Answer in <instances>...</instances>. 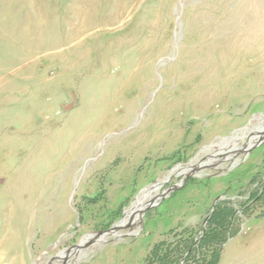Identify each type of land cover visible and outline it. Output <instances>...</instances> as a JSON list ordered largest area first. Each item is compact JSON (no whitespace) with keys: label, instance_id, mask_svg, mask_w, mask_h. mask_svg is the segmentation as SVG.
<instances>
[{"label":"rangeland","instance_id":"rangeland-1","mask_svg":"<svg viewBox=\"0 0 264 264\" xmlns=\"http://www.w3.org/2000/svg\"><path fill=\"white\" fill-rule=\"evenodd\" d=\"M257 126L264 0H0V264H264Z\"/></svg>","mask_w":264,"mask_h":264},{"label":"bare ground","instance_id":"bare-ground-1","mask_svg":"<svg viewBox=\"0 0 264 264\" xmlns=\"http://www.w3.org/2000/svg\"><path fill=\"white\" fill-rule=\"evenodd\" d=\"M263 128H264V126L263 127H258L257 126V128L254 131L261 132L263 130ZM245 138H246V140L249 139L245 143L246 147H248L250 145H253V143L256 140L255 137H249L247 134H242V136H240V137L239 136L238 137H231V138H229L227 140H223V143H224L225 146H228V149H231V150H229L230 153H233V152L235 153V151L239 150L240 148H242V146L245 145V144H243V141H244ZM236 141H240L241 144L239 146L235 145ZM229 157H230L229 159L231 161L236 159V156L234 154L230 155ZM209 163H210V161H207L204 164L205 165H209ZM193 167H194V165H192V167H191V165L187 166V167L186 166H177L176 168H174L172 170L171 173L174 176H182V175L184 176V175H187V173H189L191 168H193ZM163 183L162 184L161 183L160 184H156V185L150 187V189L143 191L144 194H142V196H140L139 198H137L135 200V202L132 205V207L125 213L123 219L121 220V222L118 225H120V226L121 225L122 226L123 225H127L131 221L132 222V227L135 226L138 223L139 219H140L139 212H141L142 210H144L147 207L149 201L152 200L156 196V194L159 191V188L163 185ZM107 236H109V235L101 236L100 238H98V240H96L95 244H100L102 242H105ZM92 239H93L92 236H88V237L83 238L81 243L79 244V246L83 247L87 242H89ZM94 249H95V247H92V248L88 249L87 251L86 250L85 251L84 250H76V251H73L70 254V256L73 257L74 260H80L81 258L85 257L88 252H91Z\"/></svg>","mask_w":264,"mask_h":264},{"label":"water","instance_id":"water-1","mask_svg":"<svg viewBox=\"0 0 264 264\" xmlns=\"http://www.w3.org/2000/svg\"><path fill=\"white\" fill-rule=\"evenodd\" d=\"M250 137H255V139H256L255 142L253 143V145H250V146L246 147V144H245L244 146H242V148H240L239 150L235 151V153L234 152L230 153L228 151V152L225 153V155L230 153V154H234L236 156L238 154H248V153H250L254 148L258 147L259 145L262 144V142H264V128H263V130L261 132H257L256 136H250ZM248 140L249 139H247V141ZM222 158H224V155H222ZM204 163L200 162V163H198V166H194L193 168H191L190 172L187 175H185V177L183 178L182 183H184L190 176H192L195 173L201 171L202 169H210V168H212V166L205 165ZM167 182H168V180L166 182H164L163 185L165 183H167ZM179 187L180 186L170 187L165 192H163L161 195L154 197L152 200L149 201L147 207L144 210H142L141 212H139V217H141L144 214L145 211L156 207L157 204L159 202H161L165 197H167L170 192H172L173 190H175V189H177ZM120 222H118L117 224H119ZM130 228H132V222L131 221L127 225H123V226L122 225L121 226L120 225H115V226H113L112 228H110L109 230H107L105 232H99L96 235L92 236V238H93L92 240L98 239V238H100L101 236H104V235H109L111 237H116V238H124V237L130 236V235L129 234H117V233L121 232V231L128 230ZM81 249H82V246H79V245L75 246L71 250H69V252L66 253V256L69 255L73 251L81 250ZM62 259H63L62 264H64L65 263V257L62 258Z\"/></svg>","mask_w":264,"mask_h":264},{"label":"flooded vegetation","instance_id":"flooded-vegetation-1","mask_svg":"<svg viewBox=\"0 0 264 264\" xmlns=\"http://www.w3.org/2000/svg\"><path fill=\"white\" fill-rule=\"evenodd\" d=\"M260 194L259 195H257L256 197H260V196H262L263 195V193H264V186H262V188H261V191L259 192Z\"/></svg>","mask_w":264,"mask_h":264}]
</instances>
